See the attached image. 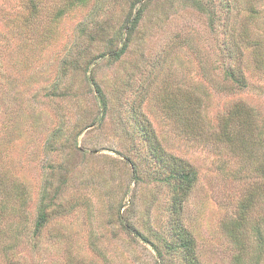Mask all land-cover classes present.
Instances as JSON below:
<instances>
[{
  "label": "rangeland",
  "instance_id": "374dc122",
  "mask_svg": "<svg viewBox=\"0 0 264 264\" xmlns=\"http://www.w3.org/2000/svg\"><path fill=\"white\" fill-rule=\"evenodd\" d=\"M135 1L0 0V264H186L180 225L201 264L259 252L264 197L239 223L264 183V0H153L116 58Z\"/></svg>",
  "mask_w": 264,
  "mask_h": 264
},
{
  "label": "trees",
  "instance_id": "16d2710c",
  "mask_svg": "<svg viewBox=\"0 0 264 264\" xmlns=\"http://www.w3.org/2000/svg\"><path fill=\"white\" fill-rule=\"evenodd\" d=\"M79 3H84L86 0H77ZM136 0L133 4V10L136 8L137 4H142L141 7L137 10L136 15L134 18H131L132 20L129 21L128 25L126 26L127 29V40L123 48L119 52H115L113 55L116 56V58H120L121 56L124 55L125 51L127 50L129 44L131 43V39L133 37V34L137 30V27L139 26L142 18L144 17L145 11L149 7L150 3L153 0ZM195 1L196 6L198 10L202 12H207L206 8H204L202 5H200V1L197 0H192ZM210 14V23H213L215 21L214 14L211 10L208 12ZM246 39V38H245ZM240 54H238L239 56ZM241 56V55H240ZM260 62H262L260 60ZM259 63V62H258ZM227 65V64H226ZM238 65V66H237ZM236 68H229L227 72V78L230 79L232 82L235 84L237 83L241 89H244L247 87V79L245 78V75L243 73V68H242V63L241 60L239 63H237ZM245 111L242 107H237L231 109L229 112L227 120L230 121V123H225V126L223 130L221 131L224 136H231L232 132L236 131L234 130V126L231 125V122H233L236 126V122L238 121L242 125H246L247 122H249L250 115L249 112ZM231 129V130H229ZM255 130V129H254ZM260 172L264 175V165L261 166V169H259ZM174 180V185L176 186V192L179 194H175L174 197L172 198L174 202V211H176L178 214L180 212V207H182L183 204V199L186 198L188 195L189 191L193 189V187L197 184L198 182V173L193 170L189 169L187 171H176L174 174V177L172 176ZM47 195V194H46ZM264 197V183L261 185V188H258L256 191H252L250 194V197L248 199V204L241 206V212H240V220L241 222L239 223V226H244L247 224L248 220V213H249V206L250 208L253 206L254 203H259L260 201L262 202V199ZM44 200V196H43ZM46 204L40 209L39 211V216L38 220L36 223V230L37 232H42V230L49 224L50 222V214L52 212L47 210ZM59 208V207H58ZM54 211H57L54 210ZM59 210L57 211L56 214H58ZM182 224V223H181ZM183 226V225H182ZM181 225L178 226L177 231H176V237L177 241L179 243L178 247L181 248L183 257L185 259L186 264H201L197 258V250H196V244L195 240L189 236L187 233V230L184 229ZM138 233V232H136ZM253 233L255 234V237H257V250L259 252L257 253H252L249 251L248 248L243 246V243L241 244L240 241L239 244L240 246V255L241 259L238 258L236 263L237 264H264V216L259 218L257 222H255L253 226ZM95 251V250H94ZM244 256L247 257V259L244 260ZM240 259V260H239Z\"/></svg>",
  "mask_w": 264,
  "mask_h": 264
}]
</instances>
